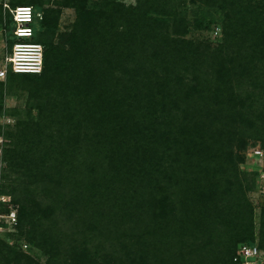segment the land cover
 <instances>
[{
	"label": "trees",
	"instance_id": "16d2710c",
	"mask_svg": "<svg viewBox=\"0 0 264 264\" xmlns=\"http://www.w3.org/2000/svg\"><path fill=\"white\" fill-rule=\"evenodd\" d=\"M197 1L225 14L216 47L154 15L182 0H9L42 15L44 67L0 80V207L45 264H236L257 225L264 250V167L234 150L264 154V0ZM1 30L11 52L4 2ZM0 264L39 263L0 240Z\"/></svg>",
	"mask_w": 264,
	"mask_h": 264
},
{
	"label": "rangeland",
	"instance_id": "374dc122",
	"mask_svg": "<svg viewBox=\"0 0 264 264\" xmlns=\"http://www.w3.org/2000/svg\"><path fill=\"white\" fill-rule=\"evenodd\" d=\"M122 2L126 3L127 5H135L136 0H121ZM0 2L7 3L9 5V0H0ZM182 5L177 8V12L171 15H165L162 13H157L154 15L158 18L166 20L169 25V32L172 33L173 25L177 20H184L185 30L181 34L172 33L173 36L180 39H185L188 41H192L195 43H201L203 45H208L211 47H216L217 44L221 41L219 33L220 28L218 24L222 22L225 17L224 12L218 6H213L211 4L200 3L199 1L195 0H182ZM10 6V5H9ZM76 21V13L73 9H63L62 15L60 17V21L58 24V31H57V38L59 35L68 33L72 30ZM41 25H38L40 29ZM9 53V48L4 40V37L0 34V65L2 64L3 58ZM27 97L20 98L17 95L9 96L6 99V105L8 107H22L25 104ZM16 120L11 117H6L0 119V123L10 125L11 127L15 125ZM6 140L3 137H0V168L4 169L5 164L2 161V150L5 147ZM250 142V140H248ZM255 149H259V145L257 147H248L247 151H241L237 147L234 148L235 153L239 155H243L245 157V162L247 166H261L264 167V157L259 158L255 157L253 151ZM259 185L262 190V185H264V179L261 177L259 179ZM263 193L256 192L252 195L253 200L255 201V215L256 220L258 222V215L260 213L261 207L264 206V197L262 196ZM2 202L6 203L7 208H9L10 212L16 213V220H17V209L13 207L10 203V197H2ZM5 207V206H4ZM4 208V209H7ZM3 208L0 207V240L6 242L9 246H14V248L19 251L28 254L31 256L35 262L39 264H45L48 257L40 250L36 249L34 246L30 245L27 242L26 238L19 236V230L16 226V221H13L6 212H2ZM259 226L257 225V234L255 236L256 242H259L260 235L259 233Z\"/></svg>",
	"mask_w": 264,
	"mask_h": 264
},
{
	"label": "built area",
	"instance_id": "2783aa9c",
	"mask_svg": "<svg viewBox=\"0 0 264 264\" xmlns=\"http://www.w3.org/2000/svg\"><path fill=\"white\" fill-rule=\"evenodd\" d=\"M4 9L8 10L12 16L13 34L17 42L13 44L11 52L6 53L3 58L0 65V80H5L9 72L14 74L42 73L44 47L40 43L33 42L35 36L33 24L37 19L42 20V15L27 6L11 8L7 3H4ZM4 32L6 31L1 30L0 34L6 35ZM253 154L255 157H264L263 152L259 149H255ZM262 177L264 179V174ZM261 192L264 197V185H262ZM8 217L16 221L17 224L16 213L12 211ZM233 261L236 264H264V250L260 249L257 243L254 245L244 244L239 250V255L235 256Z\"/></svg>",
	"mask_w": 264,
	"mask_h": 264
}]
</instances>
